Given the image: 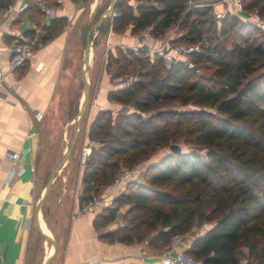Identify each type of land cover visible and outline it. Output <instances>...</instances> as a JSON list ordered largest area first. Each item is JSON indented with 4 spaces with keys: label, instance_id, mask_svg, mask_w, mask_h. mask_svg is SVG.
I'll use <instances>...</instances> for the list:
<instances>
[{
    "label": "trees",
    "instance_id": "16d2710c",
    "mask_svg": "<svg viewBox=\"0 0 264 264\" xmlns=\"http://www.w3.org/2000/svg\"><path fill=\"white\" fill-rule=\"evenodd\" d=\"M9 1L0 0V6ZM27 1L28 9L43 18L34 0ZM136 1L140 3L133 9L129 0H117L112 17L106 19L105 32L110 28L120 34L130 28V33L137 35L149 29L153 38H162L174 28L173 45L199 43L201 49L190 56L194 68H187L182 61L166 67L158 54L149 56L142 48L139 55L128 50L116 57L108 54L106 70L112 69V78L132 72L143 79L108 93V99L116 103L142 93L133 103L137 112L122 117L121 133L130 136L129 128L140 130L133 119L148 126L157 120L161 127L142 141H119L115 137L109 141L103 136L109 133L101 122L106 111H99L87 137L100 144L91 145L83 164L80 200L87 201L105 187L119 165L138 164L133 161L146 153L138 149L140 146L168 144L181 134L184 124H192L186 134L193 133L194 138L186 135L187 140L204 153H168L146 167L143 183L129 181L125 192L114 200L117 205L129 206L123 216L127 224L113 232L115 239L123 244L145 241L149 247L160 249L194 226L208 224L193 237L187 254L203 264H240V251L245 248L249 261L264 264V35L256 26L232 15L215 21L209 16L212 7L195 0ZM262 2L241 0L242 9H257L263 17ZM66 22V17L60 16L39 24L41 43L61 32ZM101 26L99 34L103 33ZM197 69L210 73L199 74ZM174 102L196 109H163ZM205 108H214L218 115ZM151 111L154 113L141 121L139 112ZM115 216L116 209L104 208L93 225L104 227Z\"/></svg>",
    "mask_w": 264,
    "mask_h": 264
},
{
    "label": "crops",
    "instance_id": "0c3cea01",
    "mask_svg": "<svg viewBox=\"0 0 264 264\" xmlns=\"http://www.w3.org/2000/svg\"><path fill=\"white\" fill-rule=\"evenodd\" d=\"M11 1L18 4L23 0ZM43 1L61 8L58 17L64 16L68 22L84 9L71 0H62L61 4H56V0ZM96 2H87L85 7L89 15L97 9ZM128 3L135 7L140 1L129 0ZM38 17L31 9L8 16L5 6H0V44L19 37L30 42L34 51L33 57L21 68L6 75L0 87V264H42L50 255L51 245L34 228V207L43 193L49 172L68 145L70 108L68 103L56 102L55 95L74 33L71 36L59 32L46 43H41L39 24H47L48 20L44 16L38 20ZM172 33L173 30H168L165 37L153 38L140 34L133 36L130 28L124 35L115 34L108 28L106 34L97 32V40L105 49L117 42L142 48H166L165 40ZM108 91L110 88L106 87L103 94ZM54 107L64 113L63 124L48 121ZM37 110L43 113L41 120L34 118ZM92 119L91 111L88 123ZM85 137L78 136L75 144L78 149H73L71 159L54 177L40 210V225L43 221L57 241V250L49 264H160L156 253L141 254L145 241L123 244L115 239L113 232L119 228L117 222L122 221L129 207L114 202L125 192L124 189L103 187L98 195L100 204L94 212L70 218L71 211L83 203L81 197L73 196V192L77 184L83 185L84 166L79 159L85 147L91 148L85 143ZM13 152L18 154L16 159H12ZM145 166H141L134 181ZM104 208L116 209V216L106 226L95 228L93 220ZM209 226H194L189 233L175 236L165 247L154 250H186L193 237Z\"/></svg>",
    "mask_w": 264,
    "mask_h": 264
},
{
    "label": "rangeland",
    "instance_id": "374dc122",
    "mask_svg": "<svg viewBox=\"0 0 264 264\" xmlns=\"http://www.w3.org/2000/svg\"><path fill=\"white\" fill-rule=\"evenodd\" d=\"M53 0H50V2ZM96 1V0H95ZM238 0H195V2L199 5H210L212 7L211 14L209 16L214 19L213 16V11L214 9H221V8H227L228 12L226 15H232L238 18L239 20L244 21L242 18L238 17V15L234 14V9L238 10V6L235 4ZM240 1V6H241V11L238 10L242 15V17L247 16L249 13L253 11H258L257 9H254L252 11H244L242 9V4L241 0ZM110 0H97L96 3L97 9L96 11L92 14L89 15L87 12V6L85 2H82L81 0H75L73 3L76 5H81L84 6V9L80 12V14L74 19L71 20L70 22H66L65 26L63 27L61 32H64V34H72L74 33V40H71V43L69 44V54H68V60L67 63L65 64L64 68L62 69L61 72V77L59 80V85L57 87V92H56V97L55 99L57 101H62L64 103H68L69 108H70V122L68 124V130H67V143H69L71 134H72V128H73V118L77 112L78 105L80 103L81 97H82V83L80 79V72H79V65L81 61V56L83 52V47H84V41H85V35L88 30V27L93 23L95 17L97 14L102 11L103 9L106 8V6L109 4ZM264 3V2H262ZM48 4V3H47ZM50 4V3H49ZM238 4V3H237ZM132 8L134 9V5L130 4ZM262 5V4H260ZM259 13V12H258ZM264 17V12L262 13ZM41 17H38V20ZM215 20V19H214ZM73 21V22H72ZM107 23H109V20H106L104 22V26L102 25L101 30L104 33ZM248 23V22H247ZM127 30V29H126ZM126 30L123 33H120L119 35H124ZM169 30H173L174 34H171L170 37L175 36V29L171 28ZM102 33V34H103ZM167 33V32H166ZM165 33V35H166ZM106 34V32L104 33ZM164 35V37H165ZM133 36H136L133 35ZM117 42V44L110 46L109 49H105V46L101 45L100 42L97 40V33L93 39V44H92V49H91V58L89 62V66L87 69V76L89 80V86H90V95H89V102H88V108L86 115L84 117V120L82 121L79 129L78 136L82 138L85 137V143H89L90 145H94L97 147L100 142L95 141L91 142L89 141L87 137V133L89 130V126L91 121L95 118L97 113L99 111H106V114L104 115V119L101 121L106 125V132L109 133V135L104 134V137H108L109 141H111L112 137H115L119 141H130L131 139H138L139 141L144 140L147 136V134L152 133L156 134L154 128H159L161 127V124L157 120H153L151 125H143L141 122H139L136 119H133V122L137 123L139 125L140 130L135 131L133 129H130V136H124L121 131L124 129V123L122 121V117L124 115H128L130 113H136L137 111L133 107V103L136 99H140L142 96L141 92L135 93L129 101L123 102V103H116L112 102L108 99V93L106 95L103 94L104 89L106 87L110 88V91H114L115 89H118L120 87H125L129 84H131L134 81L137 80H143L140 78L136 73L129 72L126 75H121L120 77H111L112 69L110 71L106 70V64L110 61L108 59V54H110L112 57H116L119 55V53H127L126 50L132 51L134 54L139 55V52L134 51L131 47L132 45L125 44V43H120ZM173 45V44H172ZM177 45H184V44H177ZM175 46V45H173ZM144 51H149L148 49H144ZM149 53V52H148ZM151 56V53L148 54ZM197 73H201L203 75H209V71H201L200 69L196 70ZM101 101V102H100ZM264 107V106H262ZM163 109L167 110H176V111H191L195 110L196 108L193 107L191 104L181 106L177 103H172ZM53 113L51 116L48 118V121L52 124H63L65 117L64 113H60L58 111V108L54 107L53 108ZM206 111L211 112V113H216L214 108H205ZM92 111V117L93 119L88 123V118L89 115L91 114ZM154 113V111L145 113V112H139V116L141 118V121L146 119L149 115ZM216 115H218L216 113ZM192 124H184L182 126V132L181 134H178L176 136V139L174 140H169L168 144H163V143H153L149 145V147H144L143 145L140 146L138 149H141L142 151L146 152L144 155H139L138 158H136L133 162L137 163L141 166L146 165L144 170L146 169L147 165L153 164L157 161H159L164 155L170 153L169 145L171 144H176L180 147L181 151L187 152V151H197L201 154L204 153V150H201L198 145H196L194 142H188L186 135L191 136L192 140L194 138L193 133H187L186 134V129L191 127ZM126 129V128H125ZM151 131V132H149ZM151 134V135H152ZM79 145V142H78ZM78 146L75 145L74 150L78 149ZM81 147V145H79ZM137 150H134V152ZM71 159V158H70ZM136 165V164H135ZM120 166V165H119ZM124 166V165H123ZM140 166V169L142 168ZM126 167V166H125ZM143 170V173H144ZM117 173V172H116ZM142 173V174H143ZM142 174L137 176L136 182L137 183H143ZM170 184V183H169ZM180 189V188H179ZM101 189L96 195L100 194ZM118 206H121L118 205ZM264 223V218L262 219ZM119 225V228L124 226L126 221L122 219V221L117 222ZM45 226V225H44ZM117 228V229H119ZM53 235V233H50ZM54 236V235H53ZM240 264H243L244 260H247L246 264H253V262L249 261L246 257V249L241 248L240 251Z\"/></svg>",
    "mask_w": 264,
    "mask_h": 264
},
{
    "label": "built area",
    "instance_id": "2783aa9c",
    "mask_svg": "<svg viewBox=\"0 0 264 264\" xmlns=\"http://www.w3.org/2000/svg\"><path fill=\"white\" fill-rule=\"evenodd\" d=\"M62 0H56V4H61ZM238 3V4H237ZM238 6V10L241 11L240 1L238 0L235 3ZM34 5L36 9L44 15V17L49 21L50 19L56 18L59 15L61 8L57 5H49L43 0H34ZM29 8V3L27 0H23L20 3L16 4L13 1H9L5 5V12L8 16L13 14H22ZM227 8L214 9L213 16L215 21H220L227 14ZM234 14L242 18L244 21L256 26L264 35V18L258 13V11H253L247 16L242 17L241 13L234 9ZM142 37H152L149 29H144L139 33ZM174 34V32L172 33ZM172 37H168L165 40L167 47H131L134 51H138L140 48L148 49L147 54L151 53L158 54L163 64L168 67L174 61H182L187 68H194V62L191 60L190 56L199 52L201 46L199 43L190 44V45H175L171 43ZM149 52V53H148ZM33 49L31 43L22 38L16 37L7 43L0 44V87L3 85L5 77L9 73H13L21 68L28 60L33 57ZM6 55V60L4 59ZM43 113L41 111L34 112V118L36 120H41ZM91 148L85 147L80 155V163L84 164L90 154ZM12 159H16L18 154L16 152L11 153ZM139 164L134 165L133 167H125L120 165L118 167L117 173L113 179L105 186L106 188H115V189H124L129 181H132L137 173L140 172ZM13 172V170L11 171ZM83 185L77 184L74 189L73 196L75 198L81 197ZM100 198L96 194H91L90 198L83 202L79 207L73 209L70 214L71 219H76L86 213L94 212L95 209L100 204ZM156 253L160 264H203L201 260L193 258L191 255L187 254L185 250H176L172 251L170 249H164L155 251L153 248L149 247L147 243L145 244L144 249H142V255H150ZM247 260L243 261V264H246Z\"/></svg>",
    "mask_w": 264,
    "mask_h": 264
},
{
    "label": "water",
    "instance_id": "95a60500",
    "mask_svg": "<svg viewBox=\"0 0 264 264\" xmlns=\"http://www.w3.org/2000/svg\"><path fill=\"white\" fill-rule=\"evenodd\" d=\"M117 0H110L109 4L106 6L104 10H102L95 21L89 26L86 35H85V41H84V47H83V52L81 56V61L79 65V72H80V79L82 83V97L80 100V103L77 108V112L73 118V128H72V134L70 141L61 155L60 159L58 162L54 165V167L51 169V171L48 174V177L46 179L43 193L40 195L38 201L35 204L34 207V214H33V225L37 233L42 237V239L50 244L53 247L52 253L45 259V261L42 264H49L50 261L52 260L56 250H57V241L53 237V235L46 233L39 221V216H40V210L42 208L43 202L45 197L47 196L48 192L51 189L52 182L54 180V177L56 174H58L62 168L66 165L68 162L70 155L74 149V146L76 144L77 138H78V133L80 129V125L82 121L84 120V117L87 112L88 108V102H89V95H90V86H89V80L87 76V69L89 66L90 62V55H91V49H92V44H93V39L98 32L99 27L101 24L107 19L112 17L114 13V8L116 5ZM170 153H181V149L178 145L176 144H171L169 145ZM148 166V165H147Z\"/></svg>",
    "mask_w": 264,
    "mask_h": 264
},
{
    "label": "bare ground",
    "instance_id": "6f19581e",
    "mask_svg": "<svg viewBox=\"0 0 264 264\" xmlns=\"http://www.w3.org/2000/svg\"><path fill=\"white\" fill-rule=\"evenodd\" d=\"M41 226H42V229H43L46 233L50 234L49 230L44 226V222H43V221H41ZM49 251H50L49 253H52V251H53V247H52V246L49 248Z\"/></svg>",
    "mask_w": 264,
    "mask_h": 264
}]
</instances>
